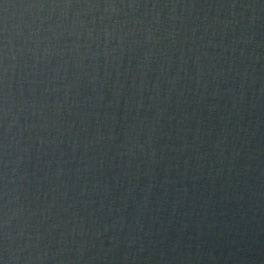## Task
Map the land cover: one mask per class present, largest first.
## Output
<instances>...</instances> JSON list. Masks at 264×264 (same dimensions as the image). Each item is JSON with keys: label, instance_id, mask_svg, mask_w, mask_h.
Wrapping results in <instances>:
<instances>
[{"label": "water", "instance_id": "obj_1", "mask_svg": "<svg viewBox=\"0 0 264 264\" xmlns=\"http://www.w3.org/2000/svg\"><path fill=\"white\" fill-rule=\"evenodd\" d=\"M0 264H264V0H0Z\"/></svg>", "mask_w": 264, "mask_h": 264}]
</instances>
